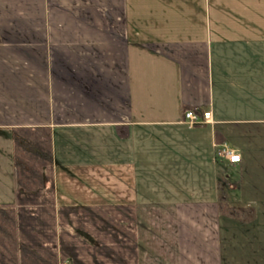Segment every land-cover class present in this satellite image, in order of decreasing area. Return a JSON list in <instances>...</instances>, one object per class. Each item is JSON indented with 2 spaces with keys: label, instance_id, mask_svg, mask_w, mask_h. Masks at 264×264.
Instances as JSON below:
<instances>
[{
  "label": "crops",
  "instance_id": "crops-1",
  "mask_svg": "<svg viewBox=\"0 0 264 264\" xmlns=\"http://www.w3.org/2000/svg\"><path fill=\"white\" fill-rule=\"evenodd\" d=\"M23 128L51 134L50 227L16 197ZM5 205L17 235H108L130 207L137 264H264V0H0Z\"/></svg>",
  "mask_w": 264,
  "mask_h": 264
},
{
  "label": "trees",
  "instance_id": "trees-1",
  "mask_svg": "<svg viewBox=\"0 0 264 264\" xmlns=\"http://www.w3.org/2000/svg\"><path fill=\"white\" fill-rule=\"evenodd\" d=\"M16 197L22 208H53L51 134L47 128L17 129L13 134ZM69 214L65 215L66 212ZM223 211V209H222ZM114 212V213H113ZM101 211V231L108 235H17L14 205L0 206V264H137L133 209ZM58 217L78 222L79 209H58ZM72 218V220L70 219ZM128 229L132 230L128 235ZM41 238V239H40Z\"/></svg>",
  "mask_w": 264,
  "mask_h": 264
},
{
  "label": "built area",
  "instance_id": "built-area-1",
  "mask_svg": "<svg viewBox=\"0 0 264 264\" xmlns=\"http://www.w3.org/2000/svg\"><path fill=\"white\" fill-rule=\"evenodd\" d=\"M211 120V113L209 111L202 113L201 117L192 114V112H185L183 122L187 126L194 127L198 123H209ZM218 155L228 161L230 164H236L240 161V155L235 150L227 147L225 144L219 146Z\"/></svg>",
  "mask_w": 264,
  "mask_h": 264
},
{
  "label": "rangeland",
  "instance_id": "rangeland-1",
  "mask_svg": "<svg viewBox=\"0 0 264 264\" xmlns=\"http://www.w3.org/2000/svg\"><path fill=\"white\" fill-rule=\"evenodd\" d=\"M11 137H12V141H11V143H12V149H13V136L11 135ZM53 183H54V180H53ZM43 206H40L39 208L38 207H35V208H33V213L34 214H36V219L38 218L39 220H41L42 219V221L43 220H45V223L50 227L51 226V218H50V214H51V209L52 208H50L48 205H44V204H42ZM112 210H114L113 208H111V209H108L107 210V212H109L110 213V215H114L113 213H112ZM32 224V223H31ZM27 225H30V224H27ZM27 225H26V229H27ZM131 231L132 230H129L128 229V235L130 234L131 235ZM26 234H29V231H26ZM19 236V240L23 243L24 241L25 242H27L28 241V239H27V237H26V235H18ZM35 236V235H34ZM263 237V235L260 237L261 239H260V246L262 247V249H261V251H263V247H264V238H262ZM35 238L36 239H38L37 238V236H35ZM41 239V238H40ZM264 252V251H263Z\"/></svg>",
  "mask_w": 264,
  "mask_h": 264
}]
</instances>
